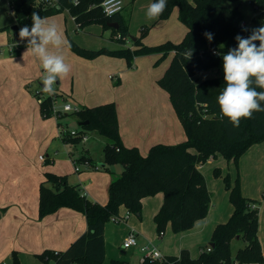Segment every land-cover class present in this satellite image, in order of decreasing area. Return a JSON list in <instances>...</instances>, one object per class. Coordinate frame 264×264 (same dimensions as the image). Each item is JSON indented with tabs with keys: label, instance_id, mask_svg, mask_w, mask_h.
Masks as SVG:
<instances>
[{
	"label": "crops",
	"instance_id": "obj_1",
	"mask_svg": "<svg viewBox=\"0 0 264 264\" xmlns=\"http://www.w3.org/2000/svg\"><path fill=\"white\" fill-rule=\"evenodd\" d=\"M140 1L132 0L128 21L121 14L130 35L141 37L142 28L149 24L150 30L142 39L146 46H158L168 41L179 43L184 39L187 29L179 20L177 9L166 20H149L145 16V23L137 27L135 12ZM145 1L147 6L154 2ZM12 14L14 19L0 26V264H12L14 252L18 253L21 264H46L38 259L39 254L46 250H67L86 233L88 224L83 213L70 208L40 218L39 187L45 174L67 176L68 183L78 186L89 200L106 205L109 187L121 176L124 166L107 167L103 161L94 163L86 154V151L92 154V144L84 147L89 142V134L86 141L78 143L82 147L63 141L61 135L64 132L79 131V121V128L64 130L65 126L56 117L43 116L40 98L36 96L42 85L43 70L37 58L25 53L27 47L18 55L12 53L11 42L16 31L12 28L18 26ZM256 17L257 14L253 20ZM48 20L59 25L69 42L62 54L71 66V72L55 85L56 92L64 96L68 104L79 109L115 103L123 144L137 148L144 156L156 145H176L186 141L184 127L170 96L159 85L173 53L163 60L161 54L137 57L132 67L124 58L101 55L87 59L77 55L71 44L90 51H117L134 49V46L119 45L112 29L107 30L100 24L80 29L68 11L48 17ZM109 30L112 32L105 38L104 33ZM65 115L64 119L70 116ZM101 142L104 149L106 142ZM43 155L45 162L41 159ZM76 167L80 170L76 171ZM216 168L221 169L220 177L214 173ZM199 170L212 195L205 219L186 232L174 233L169 224L159 233L154 218L164 203L163 193L143 199L140 215L130 214L122 208L120 214L127 217L126 220L116 223L111 219L105 225L103 264H142L140 247L145 245L155 246L165 258L179 256L184 250L193 259L199 258L210 248L216 227L228 222L234 212L230 191L223 180L225 175L231 178L232 184L239 176L242 194L257 203L258 239L264 255V141L244 153L237 165L218 156ZM130 232L136 234L139 246L125 249L123 242ZM242 241L240 238L232 241L233 256L246 247Z\"/></svg>",
	"mask_w": 264,
	"mask_h": 264
},
{
	"label": "trees",
	"instance_id": "obj_2",
	"mask_svg": "<svg viewBox=\"0 0 264 264\" xmlns=\"http://www.w3.org/2000/svg\"><path fill=\"white\" fill-rule=\"evenodd\" d=\"M103 0H59L60 7H53V0H10V8L15 15L18 29L13 34L11 46L14 55L27 47V40H21L19 31L32 25L31 16L38 12L41 17H51L68 11L80 29L91 24H100L112 29L116 40L125 45L130 37L127 22L121 13L113 17L104 15ZM135 1V0H133ZM240 0H167V7L158 20L168 19L175 9L187 33L179 43L165 42L158 46H146L142 39L150 28L143 27L141 37L133 40L134 49L109 51L101 49L90 51L71 44L79 56L94 59L101 55L124 58L129 67L140 56L161 54L166 59L171 53L173 58L159 85L168 92L171 103L184 127L186 141L176 145H156L144 156L137 148L123 144L118 112L115 103L97 107H81L71 113L79 123H85L78 136L64 132V141L78 144L82 136L94 132L106 140L104 163L107 167L123 165L124 170L109 187L106 205L89 200L78 186L68 183L67 176L46 173L39 187L40 218L56 213L62 208H70L86 216L88 228L85 234L62 252L46 250L38 259L46 264H103L105 259V225L114 218L122 217L125 208L130 214L140 215L143 199L163 193L164 203L154 218L159 233L171 225L174 233L191 230L196 222L205 219L210 211L212 195L208 190L205 177L199 167L211 158L224 157L236 165L240 157L251 147L264 141V112H255L251 119H242L238 128L233 127L227 118L221 119L217 97L225 86L223 55L237 46L235 37H243L240 27L244 20L239 6ZM155 2V0H154ZM257 13L254 20L256 28L264 25V0H250ZM110 24H117L112 28ZM211 33L209 41L205 33ZM258 45V41L256 42ZM192 51L190 60L185 53ZM216 69L220 74L211 79L195 82L194 77ZM39 87L38 98L44 95L41 111L45 118L53 117V105L64 96L55 91L52 96ZM261 91V89H257ZM64 102L68 101L63 98ZM61 114L57 119L65 118ZM221 176V169L214 171ZM230 191V201L234 212L228 222L214 230L210 248L205 249L199 258L193 259L187 250L176 257L164 260L147 261L145 264H252L263 263L264 255L258 239V207L255 200L244 197L240 177L234 184L227 175L223 177ZM240 238L246 247L236 256L232 254V241ZM12 264H21L17 252L12 254ZM119 264V263H115Z\"/></svg>",
	"mask_w": 264,
	"mask_h": 264
},
{
	"label": "clouds",
	"instance_id": "obj_3",
	"mask_svg": "<svg viewBox=\"0 0 264 264\" xmlns=\"http://www.w3.org/2000/svg\"><path fill=\"white\" fill-rule=\"evenodd\" d=\"M72 2L77 4L78 0ZM53 7H60L59 0H53ZM166 7L167 0H155L147 8V19H157ZM31 20V28L27 25L22 27L19 37L28 42L25 53H30L40 62L42 91L52 96L57 81L68 77L71 72V66L62 54V49L69 42L58 24L49 22L38 12L32 13ZM204 35L209 41L213 39L211 33ZM235 40L237 46L222 57L225 86L217 97V103L221 119L227 118L233 127L238 128L242 119H251L255 112H264V25L252 29L248 37L237 35ZM192 51L184 54L187 60L191 59ZM258 88L261 91H257Z\"/></svg>",
	"mask_w": 264,
	"mask_h": 264
},
{
	"label": "rangeland",
	"instance_id": "obj_4",
	"mask_svg": "<svg viewBox=\"0 0 264 264\" xmlns=\"http://www.w3.org/2000/svg\"><path fill=\"white\" fill-rule=\"evenodd\" d=\"M9 1L10 0H0V26L4 25L6 23H9L10 20L14 19V16H13V14L11 12V8L9 7ZM227 5L239 6L241 12L243 13L244 21H246L248 23H251L252 20L255 18L256 14H257L255 9L253 8V6L250 4V0H240L239 3H237V4L227 3ZM147 7L148 6L146 5V1L145 0H141L139 2V4L137 5V10L135 12V21L137 23V25H136L137 27H140V25L145 23V16H146ZM132 8H133L132 0H125V8L121 12V14H122L123 17H125V19L127 21L129 20V18L131 16ZM150 23H152V22H150ZM144 26L146 28H150L149 24H146ZM139 29L140 28H137L138 31H139ZM111 32H112L111 30L106 31V33H104V37L105 38L109 37ZM138 34H139V32H138ZM130 36L131 37L128 38L127 45L125 44L126 47L133 46V40L138 37V36H136L134 34L133 35L131 34ZM180 41H182V40H180ZM117 43L120 45L119 42H117ZM121 46H122V44H121ZM219 74L220 73L216 69H212V70L206 71L205 73L194 77L193 80L195 82H201V81H204V80H207V79L215 78ZM65 104L66 103L63 100H59L58 103H57V106L59 107V109H63V106ZM66 113L70 114V116L68 118H66V119L62 118V119L58 120V122H60L61 125L63 124V126H65L64 130H70V129L72 130L75 127L79 128V126L77 125V122H78L77 118L71 114L73 112H64L63 114H66ZM88 136L90 138L89 142L86 143V145L84 147H86V146L89 147L90 144H92L93 152H92V154H89V152L86 151V154L89 155L88 157L91 158V160H93L94 163H100L101 161L104 162L105 161V159H104V150H103V144H102L101 140H103L105 142H106V140H104L102 137H100L98 134H96L94 132H89ZM61 137H62V139H64L62 135H61ZM59 140H61V139H59ZM75 145H76V147L78 146V144H75ZM78 147H82V146H78ZM80 149L83 150L82 148H80ZM100 157L103 160H101ZM41 158H44V160H42L43 162L46 161L45 155L41 156ZM119 166H121V165H119ZM242 243L244 244L245 242L242 241ZM235 247L236 246L234 245L233 249H235Z\"/></svg>",
	"mask_w": 264,
	"mask_h": 264
},
{
	"label": "built area",
	"instance_id": "obj_5",
	"mask_svg": "<svg viewBox=\"0 0 264 264\" xmlns=\"http://www.w3.org/2000/svg\"><path fill=\"white\" fill-rule=\"evenodd\" d=\"M45 1L49 2L50 0H45ZM101 8H102V11H103L105 16L113 17L117 14H120L124 10V0H118V2H117V0H103L101 3ZM113 12H114V14H110ZM240 27L242 28V30H244L243 37H248L251 34V30L256 28V24H255L254 20L251 23H248V22L243 20L240 24ZM10 49L12 50L13 47L11 46ZM44 98H45V96L41 95L39 102L41 103L44 100ZM57 103L58 102H55V104L53 105V115L56 118H58L64 112H77L79 110L78 108H75L71 104H68V103H66L63 106V109H59V107L57 106ZM62 133H63V130H62ZM71 136H74V137L78 136V132L72 131ZM81 138H82V141L87 140V136L83 135ZM41 159L44 160V158H41ZM79 170H80V168L76 167V171H79ZM126 218L127 217H120V218H114L113 220L116 223H121V222H124L126 220ZM137 246H139L138 238L134 232H130L129 235L126 237V239L123 242V247L125 249H129V248L137 247ZM210 250H211V248H208L207 251L209 252ZM140 252L142 254V256H141L142 264H145L147 261H157V260L161 261V260L165 259L163 254L153 245L141 246Z\"/></svg>",
	"mask_w": 264,
	"mask_h": 264
},
{
	"label": "water",
	"instance_id": "obj_6",
	"mask_svg": "<svg viewBox=\"0 0 264 264\" xmlns=\"http://www.w3.org/2000/svg\"><path fill=\"white\" fill-rule=\"evenodd\" d=\"M110 27H112V28H117V24H110ZM12 29H13V30H17V29H18V26H14ZM86 124H87V122H85V123H80V126H84V125H86Z\"/></svg>",
	"mask_w": 264,
	"mask_h": 264
}]
</instances>
